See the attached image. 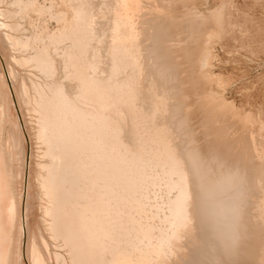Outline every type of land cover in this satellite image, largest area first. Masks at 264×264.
<instances>
[{
	"label": "bare ground",
	"instance_id": "1",
	"mask_svg": "<svg viewBox=\"0 0 264 264\" xmlns=\"http://www.w3.org/2000/svg\"><path fill=\"white\" fill-rule=\"evenodd\" d=\"M104 1L105 0H100V5L97 6V3H95L94 5V1L92 2V0H0V7L2 11V13L0 14L3 16V18L0 20V38L2 37L6 41L4 42L8 44L10 49H12L11 51L13 52L11 53L13 54H10L12 56L11 60H13L14 63L16 62V65H21L22 68L23 66L28 67L29 70L38 72L45 77L44 81H42L43 78L41 77V83L37 82L38 80L36 81V79H32V77L31 79H29V76L27 77L29 79L28 82L25 81L26 78L25 80L23 78L22 80H20L21 83H18L20 84V86L18 87L19 90L17 91V93L21 94L20 96H22L23 102L27 106V108L25 107L23 109H28L29 112L32 110V112L35 113H33L34 116L32 117H36L35 127L37 129L34 130L35 127H32V130L36 132V135H34V137L36 136L37 141L39 140L41 142V144H39L38 146L41 145L40 147H42L44 145V150H41L43 154L41 155L46 158V160L45 158H41L44 159L43 162L39 157L40 155H34L36 152H38V150H35L36 152L34 153L31 152L34 155V159H38L39 157V160L42 161V163L37 162L38 160L36 161L38 165H40V169H36L37 174L34 176L36 182L34 184L36 186L38 195H40L39 198L46 200V202L45 200H41V203L45 202V207L41 203L40 205H42V208H44V210L41 208V210L44 211V217H48V219H46V217L41 218V220L43 219L44 222L45 220H48V223H46L47 225L43 223V220L42 223L44 225H41L40 221L38 222L37 219L36 221L39 223L38 225H41V227L47 226L50 231L51 238L49 237L48 232L45 231V227H43V233L47 232V237L49 239L58 238L59 240L61 238V243L64 245V247L59 246L60 250L61 248H64L63 250H66L68 254H66V256H68L67 259L69 260H66L67 262L65 261V256H62L63 252L59 253L61 251L58 250L59 252L56 253L55 250L58 246H53L54 244L47 242V239L45 238L46 236L43 237V233H40L42 231H38L39 234H32V236H30L31 238L28 239L27 253L30 264H48L50 262L49 259H47V256L52 259L51 255H54L53 259H55V261H53L52 259V262H56L53 264H162V262L167 259L170 253H172L174 256L176 255L172 250L174 247H176V249L178 246L182 248V246H180V243L183 245V243L185 242L182 243L181 240L178 239L179 235L181 236L183 232L187 233V231H184V228H188L190 224L192 227L194 222L193 220H196V218L194 219L192 215L193 212L191 213V206H193L192 199L194 198L192 197V194H194L193 191L195 189L192 187L191 183V178L193 177H190V170H188L186 166V163L188 162L185 161V159L187 160V154H189L188 152H195V148L193 150L187 151V153L184 154V151L180 150V146L174 144L175 142L171 144V139L167 136L168 131H166V128L164 126L165 124H162L164 122H160L162 125L158 126H156V124H152L154 123L152 121V115H149L150 113H147L148 110H145V108L143 107L144 105H138L140 104V102L137 101L138 103H136L135 101L136 95L140 90V84H138L140 82V78L142 77L144 79V76H141L143 73V68L142 66L140 68L138 63V57L140 55L139 50L141 48H139L138 43V39L140 36L138 31L139 28L137 30L136 26V22L139 20L137 18V11L140 7V1L113 0V4L111 6L108 5L110 7H106L108 8L106 9V12L109 10L111 13V16L107 17L108 19L110 18L109 22L106 21L107 31L106 29H104L105 26L103 27L101 22L96 21V18L98 16L97 13L103 11L102 5L106 6ZM196 5L198 6L199 4ZM196 5L192 4V6ZM163 10L165 11L164 8ZM108 12L107 14H109ZM205 15H207V13ZM33 16H35V18ZM40 17L43 18L42 23H39L37 21V19H39ZM135 17L138 19L136 22ZM46 19L54 20L55 26L53 28H49L48 25H46ZM215 19L214 22L216 21ZM190 20L192 21V19ZM21 21H27V23L22 24ZM193 21L194 23L196 22L195 20ZM189 23L190 21L188 22V24ZM26 24L28 27L26 26ZM165 27L164 29L166 30ZM30 28L33 35L29 38H26V36L24 37L22 34L25 33L24 31ZM191 29V32H193L194 27H191ZM22 31L23 33L21 34ZM104 42L107 44L105 48L103 46ZM2 44L3 40L1 45ZM103 48L105 49V53L107 54L106 58H109V61H106V63L108 62V65L103 64L104 61L100 63V53H102L100 51ZM6 51H8V49ZM143 55L144 54L142 53L140 58H142ZM8 59V62H10L9 57ZM8 62L7 64H9ZM142 62L143 61H141V63ZM100 64H102L103 66L106 65L107 67L102 68L103 66L101 67ZM6 69H9L7 70L9 76L14 77V68L9 67ZM167 69L170 70L169 67ZM1 70L2 69L0 67V73ZM59 70L62 71L63 76L61 75V72ZM33 71L31 72L32 74ZM58 71L60 72L59 75L62 76H60L61 80L69 78L73 80L75 84L73 83V81L72 84L69 85V81V83L66 84L65 81L63 82V80H56L55 76H59L58 74L56 75V73H59ZM139 73L141 74V77L139 76L140 78L138 79L137 76ZM137 79L139 80L138 83ZM149 83L147 82L148 85ZM68 85L71 88H68ZM2 88V84H0V264H13V260L15 257L14 248L16 245L15 243H17L14 242V240L16 241V239L14 238H18V235L15 236L14 234L17 233L16 230L18 229V225H20V204L22 200V194L18 193V189L19 192L21 190L20 188H18L19 182L17 180L18 177L16 176V170L13 169L16 166L13 167L12 164L14 162L15 164H18L16 160L20 158L18 157V155L20 154L19 152H22L21 150L23 149L20 148L21 146L19 147L20 143H22H18V139L20 138L17 139L15 132H13V128H9V122H11L15 117V114L13 115L12 113V110H14V108L11 107L8 111L3 101L2 91L4 89L6 90V88ZM146 95L147 97L144 96V98H149L150 94ZM140 96L143 97V95ZM137 100H139L138 96ZM153 101L154 99L152 100V102ZM150 103L148 104L150 105ZM145 107L147 108L146 105ZM165 108L166 105L163 110H165ZM29 112H27V114ZM133 114H135V118L132 116ZM30 116L31 115H29V117ZM125 116L133 118L132 120L137 119V121H139V125L137 124V126L135 125L134 127L131 125L132 127H130L128 130L125 129L126 132L123 134L124 130H122L121 126V117L125 120ZM32 117H30V119ZM157 117H159V115H157ZM17 119L18 118H16V121H13V123L16 122L15 124H13L15 128L16 126L17 128L20 127V124L18 122L19 120ZM7 120L8 123L6 122ZM32 120L35 121L34 119ZM160 120L158 119V121ZM29 122L31 123L32 121L29 120ZM5 123H7L8 125L6 124L5 126ZM32 124H30L29 126H34V122H32ZM30 127L29 131L31 129ZM32 130L31 132H33ZM30 136L32 137L33 135L31 134ZM34 137L32 138L34 139ZM177 137L178 136L176 133V138ZM22 140L23 139H21V141ZM30 140L32 141L31 138ZM172 141H175V139ZM33 142L34 141H32V143ZM24 143H26V141ZM33 147L34 146H32L31 148L33 149ZM197 152H199V150ZM194 154L196 155V158L198 153ZM194 154L192 152V154L190 155L191 158L192 156L194 157ZM185 155L186 158L184 159ZM235 155L236 154H234V156ZM24 156L26 155L24 154L23 157ZM198 156L200 155L198 154ZM189 158L190 157L188 155V159ZM191 158L189 161H194V159L191 160ZM14 159L16 160L14 161ZM11 160H13L14 162L12 163ZM32 160L33 158L31 159V161ZM195 161L197 160L195 159ZM35 163L33 165V168H37L38 166L37 163ZM193 164L191 166L195 168L196 166H193ZM196 164L197 167H199L198 163ZM234 165L235 163H233V166ZM203 169L205 170V167H203ZM198 170L202 169L199 167V169L197 168V171ZM196 173L198 174V172ZM203 173L204 172H202V174ZM200 174L199 179L198 177L196 179H198L197 181L201 182V180H205L206 178L203 179V177H201V179ZM210 176L211 175L209 174V176L206 177ZM263 179L264 178H262V182H264ZM206 181L210 180H205V183ZM253 182L252 184H254ZM195 184L194 186H196ZM201 185H204V183L202 182ZM207 185L205 184L206 187L204 186L206 189ZM260 185L259 186L261 189L264 188L263 184ZM197 186H199V183ZM21 187H23V185ZM158 189H161L162 191H160L159 193ZM202 189L203 188H201L199 191H202ZM164 190L169 192L168 194L172 193V195L170 194L171 196L167 198L164 195H161L160 198H166L165 201H162V203L164 202L165 207H163V204L162 206L159 205V207L161 206L162 208L166 209L164 211V214L160 217V214L162 213H159V211L162 212V210L158 211L154 209L155 206H153V204L157 205L156 203L158 202L154 203V201L151 199L154 198L157 191V196H159V194H162L161 192H163V194H166L164 193ZM203 191L205 190L203 189ZM263 191H260V194H263ZM195 192L197 191L195 190ZM19 194H21V196H19ZM149 194L151 195L149 196ZM235 194H238V192ZM263 195H261L258 199L261 205L264 203L263 199H260L261 197H263ZM210 197L208 196L207 199H209ZM156 198L158 200H154L159 201V197ZM203 198H201V201H203ZM211 198L213 200L214 196ZM215 198L217 197L215 196ZM149 199L151 200V202L153 201V203H151L152 207L150 208L154 209V211L156 210L158 213H155L153 210L152 212H150L155 213V215H159L161 221L155 219V222H157L156 220L162 222L161 224L158 222L160 225H157L156 223V225H153L154 221L150 220L151 217L154 218L155 216L148 214V210H150L148 208L150 205L146 209V206L150 202L148 201ZM207 199L205 198V200ZM161 200L159 201V203L161 202ZM219 200H215V202L214 200L213 202L207 200V202L209 201L211 203L217 204ZM260 200H262L263 203H261ZM222 205L223 204L221 201V206ZM232 205H230V207ZM238 205H236V208H238ZM225 206L227 205L225 204ZM262 206L264 207V205ZM227 207L230 208L229 206ZM261 208L262 207H260L259 209ZM41 210H39L40 213L42 212ZM146 210L148 212H146ZM201 211L203 210L201 209ZM198 212L199 214H202V212ZM205 213L208 212L205 211ZM253 213L255 215L256 212ZM205 215L207 216V214ZM255 216L254 219L256 220L258 218L259 221L260 214L257 218H255ZM209 218H212V216H210ZM213 219L217 218L213 217ZM254 219L252 220L253 223ZM197 220L196 223L198 224ZM212 221L213 220L211 219V223L213 224L214 222ZM214 221H217L218 223V220ZM220 222L224 221L222 220ZM239 223H241V221H239ZM228 224H230L231 226L230 222ZM201 226L202 225H200V227ZM41 227L39 226L38 229L40 228L39 230H41ZM191 227L189 228L191 229ZM196 227L197 229L200 228L198 226ZM206 228H208V226ZM212 228L213 227L208 228V230H212ZM33 229L31 228L30 231H32ZM236 229L234 228L233 231H235ZM191 231L192 230H190L189 233ZM214 231L216 232L217 229H214ZM19 232H21V230ZM202 232H204V230H202ZM219 232L220 231L216 232L217 235L219 234ZM209 233L211 235V232ZM216 233L214 234L216 235ZM230 233L232 234V231ZM19 234L21 235V233ZM187 236L188 233L185 237ZM211 236L213 237V235ZM212 237L210 238V236L208 235V238H210V240L212 239ZM220 237H218V239H216L215 237L214 240L216 239L215 241H217ZM182 238L184 237L182 236ZM228 238L230 239V237ZM244 238L247 240L245 236ZM177 240H179V245L177 243ZM210 242H212V240ZM220 243L217 244L223 246L224 242ZM50 244H52L51 247H54L55 250L51 251V253L48 252L47 254V248ZM240 244L242 243L240 242ZM209 245L208 248L210 247ZM200 247L203 248L202 246ZM180 248L179 251H181ZM225 248H227V246H225ZM225 248L223 249L225 250ZM248 248L250 247L248 246ZM200 250L202 251V249ZM224 250L223 253L225 254ZM193 252L190 253L189 251L188 254L191 255ZM202 252L203 255L206 254H204V250ZM211 252H213V250ZM228 252H230V250H228ZM248 252L249 251L247 250V253ZM230 253L232 255V252ZM181 254L180 259L183 257L184 260L186 255L184 253L182 255ZM214 254L215 252H213L212 255ZM193 255L194 257L192 258V262H190L189 258L191 259V257H189L188 260L187 258H185L183 263L193 264V261L197 262V258H195V252ZM178 256L176 255L175 260H177ZM209 256V259H211V255ZM224 256H226V254ZM228 256L226 257L228 258ZM233 256L235 257L234 254ZM194 258L195 260H193ZM166 261L167 260H165L164 263H166Z\"/></svg>",
	"mask_w": 264,
	"mask_h": 264
},
{
	"label": "rangeland",
	"instance_id": "2",
	"mask_svg": "<svg viewBox=\"0 0 264 264\" xmlns=\"http://www.w3.org/2000/svg\"><path fill=\"white\" fill-rule=\"evenodd\" d=\"M99 1L100 0H92L94 5L95 3H97L96 4L97 6L100 5ZM138 1H140L139 2L140 7H139V10L137 11L138 16L137 15L136 16L139 20L135 17V22L138 20L136 22V26H137V30L139 28L138 31H139L140 36L138 39V43H139V48H141L139 50L140 55L138 57V63H139L140 68L142 66L143 73L141 71L142 75L139 73L137 78L139 79L141 76H144V79L141 77L140 82L137 79L138 80L137 83L139 82L138 84H140L141 87L139 86L140 90L138 91L136 95L135 101L136 103L140 102V104L138 105H142V106L144 105L143 107L145 108V110L146 109L148 110V111L146 110L147 113L148 114L150 113L149 115H152V121L154 122L152 124L154 125L156 124V126L165 124L164 126L166 128V131H168L167 136L171 139V144L175 142L174 144H177L178 146H180V150H183L184 152L183 151L182 152L184 154H186L187 151L189 150H193L194 148H195L194 150H196L195 152L189 151L188 152L189 154H187V160L185 159L186 155L184 159L186 162H188L186 163V166H187V169L190 170V177L194 178L197 174L196 172H198L197 176L194 179L191 178L192 187L195 189L193 191L194 194H192V197H194L192 199L193 206H191L192 204L190 206H191V213L193 212L192 215L194 219L195 218L196 220L198 219L197 221L199 225L196 223V220H193L194 221L193 225L195 223L196 224L194 226L192 225V227L190 224L189 227H191V229L189 227L184 228V231H187L188 236L185 237L187 234L186 232H183V233L181 232L182 234L181 236L179 235L178 239L181 240L182 243L183 242L185 243H183V245L180 243V246H182V248H180L178 246L179 240H177V243H178L177 249L176 247L172 249L173 252L177 256L179 255L178 256L179 258L177 257V260H175L176 255L174 256L172 253H170L171 255L170 254L168 255L169 258L167 257V259H165L167 260L166 263H164L165 262L164 260L162 264L163 263L164 264H184L183 261L185 260V258H187L188 260L189 257H191V259L189 258V260L190 262H192V258L194 257L193 255L194 252H195V258H197L196 259L197 262L193 261V264H198V263L200 264L201 263H204V264H243V263L244 264H264V225H263L264 224V217H263L264 207L262 206L264 205L263 203L264 193L260 194V191L262 192L264 190V188L262 189L260 188L261 186L260 184L264 185V182H262V178H264L263 177L264 176V159H263L264 158V0H200L201 2L199 0H194V1L193 0H189V1L188 0H138ZM204 1H205V4H204ZM104 2L106 6L102 5L103 11L97 13L98 16L96 18V21L101 22L103 27L105 26L104 29H106L107 31L106 21L109 22L110 18L108 19L107 17H110L111 13L108 10L109 12L108 11L107 12L109 14H107L106 9L108 8L106 7L108 5L111 6L113 4V0H110V1L105 0ZM192 4L193 5L199 4V5L192 6ZM163 8L165 9L167 13L163 10ZM0 13H2L1 7H0ZM206 13L207 15H205ZM33 17L35 18V16ZM2 18L3 16L0 14V20ZM190 19H192V21ZM214 19L216 20L215 22H214ZM42 20L43 18L41 17L37 19L39 23H42ZM193 20H195L197 23L195 22L196 23L195 24ZM27 21L25 22L21 21V23L25 24L27 23ZM189 21L190 23L188 24ZM186 22H187V25H186ZM192 22L194 23V26ZM54 23H55L54 20L46 19V25H48L49 28H53L55 26ZM164 27L166 28V30L164 29ZM191 27H194L193 32H191L192 31ZM24 32L25 33H23L22 31L21 34L23 33L22 35L24 37L26 36V38L27 37L29 38L30 36L33 35L31 33V28ZM26 32L27 33L29 32V33L27 34ZM1 38H0V41H1L0 47L2 49L0 48V67L2 70L0 73V77H1L0 80L1 79L2 80L0 84H2V87H3L2 89L6 88V90L5 89L2 90L3 91V101L8 111L11 107L14 108V110H12V113L13 115L15 114V117L13 120L11 119L12 120L11 122H9V125H10L9 128L10 127H11L10 129L13 128V132H15L17 139L20 138L18 139V143L20 142L22 143L18 145L19 147L21 146L20 147L21 149H23V150L20 149L22 152H19L20 153L18 155V157H20L18 158L19 160L14 159V161L16 160L18 164H15V162L11 160L12 163L14 162L12 164L13 167L16 166L13 169L16 170L15 171L16 176L18 177L17 180L19 182L18 188H20L21 190L19 192V189H18V193H21L23 196L22 197L21 194H19V196H21L22 198L21 204H20V225L21 226L18 225V229L16 226L17 233L14 234L15 236L18 235V238L17 237L14 238L16 239V241L14 240V242H17V243H15L16 245L14 248L15 257L13 260V264H20V263L30 264V261L28 259V253H27L28 239L31 238L30 236H32V234H37V233L39 234L40 231H42L40 232L42 234L44 229L45 231L48 232L50 238H51V235H50V231L47 228V226L41 227L43 223L45 225H47L46 223H48V220H45L44 222V220L42 219L43 223L41 220V218H45V217L46 219H48L47 216L44 217L45 215L43 211L44 208H42V205H44V207L46 206L45 204L46 200L39 198L40 195H38L36 186L34 184L36 182V180L34 179V176L37 174V170L40 169V165H38L37 162L42 163L44 159H41V158H45L43 157V155H41L43 154L42 151L44 150V147H43L44 145L42 147H40L41 145L38 146L39 144H41V142L39 140L37 141V137L36 136L34 137V135H36V132L32 130V127L34 128L36 126L35 125L36 117H32L34 116L35 113L32 112V110L29 112L28 109H23L25 107L27 108V106L23 102L22 96H20L21 94L17 93V91L19 90L18 87L20 86V84L18 83H21L20 80H22L23 78L24 80L26 78L25 81L28 82L29 79H31L32 77V79H36V81L38 80L37 82L41 83L42 81L45 80L44 79L45 77L41 75L40 73L35 72L33 70H32L33 71V74H32L31 73L32 71L29 70L28 67L23 66L22 68L21 65H18V64L16 65V62L14 63V61L11 60L12 56L10 54H13L11 53L13 52L11 51L12 49H10L8 44L5 43L6 41L3 38L2 39ZM2 40H3V44L1 45ZM103 46L105 48L107 44L104 42ZM142 47H143V50L145 51L142 50ZM104 48L100 51L102 52L100 53L101 54L100 63L104 61L105 63L103 62V64L108 65V62L106 63V61H109V58L108 57L106 58L107 54L105 53ZM7 49L8 51H6ZM103 53L106 55H104ZM142 53L145 55V57L143 55L144 59L143 57L140 58ZM6 55L10 58V62H8L9 59ZM139 59H142V60H139ZM149 59H150V62H149ZM141 61L143 62L141 63ZM7 62L9 64H7ZM10 63L12 66L10 65ZM140 64H143V65H140ZM100 66L102 67L103 65L100 64ZM9 67L14 68L13 69L14 77L9 76V73L7 71L9 69H6ZM106 67L107 66L104 65L102 68H106ZM168 67L170 70L167 69ZM60 72H61V75L63 76L62 71ZM60 72L56 73V75L57 74L59 75ZM61 75H59L58 77L55 76V79L58 81H62L63 79L61 80V77H62ZM41 77L43 78V80ZM64 81L66 84L70 82L69 83L70 85L72 84L73 80L69 78H65L63 82ZM147 82L148 83L150 82L149 85L147 84ZM69 85H68V88H71ZM145 92L148 95L150 94L149 98L151 99L144 98V96L147 97ZM140 95H143V97ZM137 96L139 100H137ZM153 99L155 102L154 101L152 102ZM147 102L148 103L152 102V103H150L149 105ZM145 105L147 106V108L145 107ZM165 105H166V108H165L166 111L163 110ZM155 107L156 108L158 107V108L156 109ZM153 108L156 110H154ZM25 110L29 113L27 114ZM29 115H31L30 116L32 117L31 119ZM157 115H159V117H157ZM132 116L135 118V114H133ZM28 117L30 121L34 122V126H31V127L29 126L30 124H32V122L31 123L29 122ZM16 118H18L17 120H19L18 122L20 124L19 128H17L16 126L17 130L15 126H13V124L16 123V122L13 123V121H16ZM160 118L162 121L160 120ZM32 119H34L35 121H33ZM122 119L123 118L121 117V126H122V130H124L123 134L126 132L125 129L128 130L132 126L134 127L135 125L137 126V124L139 125V121H137V119L132 120L133 118H129L125 116V120L128 125L126 124L125 120L124 119L122 120ZM158 119L160 121H158ZM6 122L8 123V120ZM160 122L161 123L164 122V123L161 124ZM7 123H5L4 125L6 126ZM29 127L31 128L30 131H29ZM36 129L37 128L35 127L34 130ZM31 130L33 132H31ZM176 133L178 136L177 138H176ZM31 134L33 135L32 137H34V139L30 136ZM30 138L32 139V141H34L33 143L30 140ZM21 139L25 140L26 143H24L25 141L23 140L21 141ZM174 139L175 141H172ZM218 140H219V143H218ZM32 146H34L33 149L31 148ZM197 149L199 150V152H197L198 151ZM35 150H38V152L41 150L42 151L38 153ZM31 152L33 153L36 152L37 154L35 153L34 154L35 156L40 155L39 157L42 161L39 160V157L38 159L36 158L34 159L33 157L34 155ZM192 152L193 154L198 153L201 157L198 156L197 154V157L195 158L196 155L194 154V157L192 156L191 158L190 155L192 154ZM236 152L238 153V155ZM239 152L242 154H240ZM24 154L26 156L23 157ZM234 154H236L237 156L236 155L234 156ZM188 155L191 158V160L194 159V161H192L194 164L191 161H189L190 158L188 159ZM237 157L240 158L241 160L238 159ZM32 158L33 160L31 161ZM195 159L197 161H195ZM35 162L37 163L39 168L38 166L37 168H33V165ZM196 163H198V166L202 170L197 171V168L199 169V167H197ZM233 163H235L234 166H233ZM192 164L193 166H196V167L193 168L191 166ZM30 167L34 169V172H33V169H31ZM203 167H205V170L203 169ZM191 172H194V173H191ZM202 172L204 173L202 174ZM199 174H200V178L203 177V179L206 178L205 180H210V181H206V183H205V180H201V182L197 181L199 179ZM209 174L211 176L206 177V176H209ZM240 176L242 179L240 178ZM197 177L198 179H196ZM257 178L259 181L257 180ZM193 180L196 184L193 182ZM202 182L204 183V185H201ZM214 182L216 185L214 184ZM252 182L254 184H252ZM198 183H199V186L200 187L202 186L201 188H203L206 192L203 191V189L202 191H199L201 188L197 186ZM194 184L196 186H194ZM205 184L209 185V186L207 185V189L205 188L206 187ZM20 185L21 186L23 185L24 188L21 187ZM195 190L197 192H195ZM158 191L160 193V191L162 190L158 189ZM158 191L157 192L155 191L156 192L155 196L159 197V201L162 199L160 202L161 204L159 203V201H155V200H158L155 196L152 199L150 197L149 198L153 200L154 203L158 202L156 203L157 205L153 204V206H155L154 209L158 211L162 210V212L159 211V213H162L160 214V217H161L164 214V211L166 209V208L164 209L161 207L162 204H163V207H165L164 206L165 204L164 202L162 203V201H165V199L167 197H170L172 193H170L171 194L170 195L168 194L169 192L164 190V193L166 194H163V192H161L162 194H159V196H157ZM237 192L238 194H235ZM202 193L203 194L206 193V194L203 195ZM150 195L151 194H149V196ZM161 195L162 196L164 195L166 198L165 199L163 197L160 198ZM261 195H263V197L260 198V199H263V201L260 200V202L263 203L262 205L259 203V200H258ZM206 196L207 197L214 196L213 198L214 202L215 200H219L220 198L219 200L220 203L218 201H216L218 202L217 204L211 203L213 202L212 198L210 197L209 199H207ZM215 196L217 198H215ZM201 198H203L204 202L201 201ZM205 198L207 200H210L211 202L209 201L207 202ZM150 199L148 200L150 201L149 202L150 204L148 203V205L146 206V209H147V207L150 205L148 208L150 210H148L149 212L146 210V212H148V214L155 216L154 218L153 217L150 218L151 221L152 220L154 221V224L152 223L153 225H156V224L158 225L159 223L161 224L162 222L158 221V220L161 221V219L159 218V215L158 214H156L158 216L155 215V213H158V212L150 208L152 207L151 203H153V201L151 202ZM41 200L43 201L45 200V202L41 203ZM22 201H23V205H22ZM194 201L197 203V205ZM221 201L223 204L222 206H221ZM238 202H239V205H238ZM40 203L42 205H40ZM203 203L206 207L203 205ZM208 203L211 206L213 205L214 206L211 207ZM225 204L229 207L230 205L234 204L232 205L234 207L231 206L230 208H228L227 206H225ZM235 204L238 205V208H236L237 206ZM159 205L161 206L159 207ZM260 207L262 208L259 209ZM41 208L43 210H41ZM201 209L203 211H201ZM39 210L42 211L41 212L42 214L40 213ZM152 210L155 213H151ZM197 210L202 212V214L204 215L207 214L208 217L206 215L205 216L202 215L201 213L199 214ZM204 210L208 213H205ZM216 212H218L220 215ZM253 212L257 213V214L255 213L256 216L254 215ZM259 214H260L259 216L260 218L258 221L257 217ZM210 216H212V218H209ZM254 216L255 218H257L256 220L254 219ZM213 217L217 219H213ZM36 219L38 222L40 221L41 225H38L39 223L36 221ZM155 219H158L156 220L157 222H155ZM211 219L213 220L212 222L215 223V224L213 223L214 225L211 223ZM250 219L251 221L254 219V223L253 221L251 222ZM214 220H218V223L217 221H214ZM222 220L224 222H220ZM239 221H241V223H239ZM229 222L231 223V226L233 225L232 227H234L235 229L236 228L240 229V230L236 229L235 231H233L234 228H232L230 224H228ZM200 225L202 226L200 227ZM32 226L36 230H34ZM39 226L41 227V230H39L40 228L38 229ZM196 226L200 227L198 228L199 230L197 229ZM207 226L208 228L213 227L212 230L211 229L208 230V228H206ZM43 227L45 228L43 229ZM31 228L33 229L32 231H30ZM222 228L223 229L225 228V229L223 230ZM227 228H228V231H227ZM214 229H217L216 232L220 231L218 235H220L222 238L217 235ZM20 230L21 232H19ZM190 230L192 231L189 233ZM202 230H204V232H202ZM230 230L232 231V234L230 233L231 232ZM47 232L43 233L44 236L43 235L42 236L43 237L46 236L45 238L47 239V242L54 244L53 246H58L56 247V250H55L54 247L53 248L51 247L52 244L48 245L47 254L48 252L51 253V251H54V250L56 251V253L61 251L59 253L63 252L62 256H65L66 258L65 261L66 260L69 261L67 259L68 256H66L67 254L66 250H63L64 248L63 249L61 248L60 250L61 246L64 247V245L61 243L62 242L61 238L59 240L58 238L49 239L47 237ZM209 232H211V235H213V237L210 235ZM213 232L216 233L218 237H220L219 240L215 241L216 239H218V237ZM19 233H21V235ZM208 235L210 236V238L212 237L211 239L212 242H210L211 240L210 238H208ZM182 236L184 238H182ZM244 236L247 238V240L244 238ZM215 237L216 239L214 240ZM228 237H230V239ZM213 241H215L216 243ZM225 241H226V244H225ZM206 242H208L209 244L211 243V244L209 245ZM220 242H224L223 246L220 245L222 244ZM240 242L243 245L240 244ZM217 243H220V244L218 245ZM208 245L210 246L209 248H208ZM224 245L227 246V248H225ZM200 246H202L203 248H201ZM237 246H240V247H237ZM248 246L250 248H248ZM222 247L225 248V250ZM179 248L181 249V251H179ZM200 249H202V251L204 250V254L206 253L207 255L206 254L203 255V252ZM222 249L225 251L226 256L229 255L228 258L224 256L225 254L223 253ZM212 250L213 252H215L214 255H212L213 254V252H211ZM226 250L227 252L228 250H230V252H232V255L230 252L227 253ZM247 250L249 251L248 253H247ZM189 251L190 253L194 251L191 254L192 256L188 254ZM179 252H181L182 254L184 253L187 256L186 257L185 255H183L185 256L184 260H183V257L181 256L182 261L180 259L181 253ZM240 252H243V253H240ZM208 253L209 255H211V259H209L210 256L208 255ZM233 254L235 255V257L233 256ZM250 255H253V256H250ZM47 257H48L47 259H49V262H50L48 264H51L54 255L53 256L51 255L52 259L49 258V256ZM195 258L193 260H195ZM53 261H55V259H53ZM53 263H56V262H52V264Z\"/></svg>",
	"mask_w": 264,
	"mask_h": 264
}]
</instances>
